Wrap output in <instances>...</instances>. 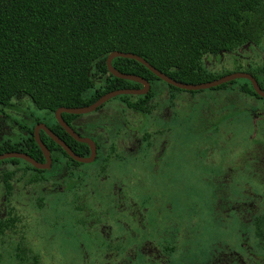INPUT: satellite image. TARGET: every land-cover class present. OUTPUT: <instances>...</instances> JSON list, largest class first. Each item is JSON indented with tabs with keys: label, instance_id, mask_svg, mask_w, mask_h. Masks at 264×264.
Here are the masks:
<instances>
[{
	"label": "trees",
	"instance_id": "obj_1",
	"mask_svg": "<svg viewBox=\"0 0 264 264\" xmlns=\"http://www.w3.org/2000/svg\"><path fill=\"white\" fill-rule=\"evenodd\" d=\"M260 43L264 44V0H0V115L20 97H27L43 113L36 116L33 109L29 121L19 122L21 135L0 143V154L19 152L43 162L33 136L34 126L43 123L75 154L88 156V146L72 139L53 114L61 107H87L114 90L141 88L138 83L108 73L105 61L114 51L137 55L178 82L200 84L229 74L207 72L202 65L203 57ZM112 66L149 82L150 90L145 95L115 97L144 117L152 113V102L164 87L159 83L172 91H184L166 84L135 60L117 57L112 60ZM246 73L255 78L264 92V52L261 67ZM98 78L104 79L102 89L88 94ZM230 83L214 89L225 88ZM239 91L264 102L249 81ZM50 115L52 118H48ZM82 117L62 114L63 120L80 136V131L88 130L87 126L76 124ZM40 139L51 153L50 170H36L20 159L0 161V168L4 165L11 168L1 171L7 209L5 218L0 219V239L6 232H14L17 223L14 209L9 205L15 173L21 172L22 176L31 173L26 180L28 185L39 184L48 175L60 173L66 180L67 192L73 191L82 176L89 173L87 165L73 161L42 131ZM103 158L100 148L96 161ZM77 167L82 171L76 172ZM257 182L263 186L264 178ZM233 186L229 190H235ZM256 191L264 192V188L258 187ZM262 223L261 219L255 222V234L264 239ZM248 224L244 223L246 227ZM197 229L200 235L199 225ZM248 239L244 244L252 245L251 238ZM244 244H240L242 252L234 256L245 254ZM23 258L19 264L29 262ZM226 258L230 259L231 255ZM37 262L35 256L31 257V264Z\"/></svg>",
	"mask_w": 264,
	"mask_h": 264
},
{
	"label": "rangeland",
	"instance_id": "obj_2",
	"mask_svg": "<svg viewBox=\"0 0 264 264\" xmlns=\"http://www.w3.org/2000/svg\"><path fill=\"white\" fill-rule=\"evenodd\" d=\"M263 52V43L245 46L231 53L205 56L202 59V65L207 72L218 75L254 71L260 68L263 63ZM159 84L166 87L163 83ZM245 84H248V80L236 79L222 89L212 88L195 91L194 93L187 91L163 92L157 99L159 105V109L155 114L157 118L160 115L169 118L171 110L177 107L179 109H175L176 111L180 112L181 109L183 113L187 112L188 109L184 104L190 98V117L193 112L197 115L204 113L206 116L207 112L211 111V113L214 112V115H216L215 118L221 117L223 119L231 118L236 120L235 124L230 126V128L225 125L219 135H213L209 146L205 141V136L200 138L201 131L198 133L184 131L177 137L176 149L182 150L186 157L184 158L183 154L177 156L174 166V187L166 190L172 200L171 211L173 213L175 210L176 216H180L181 205L186 198L188 203L182 214L189 216L192 221L191 213L193 212V207H197L199 211L196 217L201 222V232L197 238V245L194 247H190L191 245L187 244V228L181 230V234L177 238L179 244L176 247V253L178 254L180 250V255L177 256V261L180 262L177 264H218L215 261L213 251H216L219 256H232L235 253L242 252L240 244H244L248 239L245 227L240 225L243 221L229 219L224 217L223 214H213V200L215 199L213 192L216 190L225 191L231 187L235 175L234 171L238 169L240 161L243 160V165H248L243 153L252 147L256 141V139H251V133H253L255 128H258L260 120L254 128L253 106L249 102L255 100L239 91V87ZM103 85L104 79L98 78L93 89L88 94H93L96 89H102ZM172 94L176 95L175 98H173ZM116 101L117 99H111L106 106ZM255 103L260 104L259 101H255ZM33 109L36 116L40 117L43 114L34 108L33 103L27 97H20L14 100L11 107L4 109L5 114L0 115V143L5 140H14V138L21 135V129L18 124L19 122L29 121V115L34 112ZM160 111L161 113L159 114ZM92 115L94 114L83 115L82 118L84 119H81L80 122H86L85 118ZM108 116H111L115 121H126L133 126L140 122L132 112L124 111L120 108L112 111L108 110ZM48 118H52V116L50 115ZM204 121L206 123L207 118H202L201 122ZM25 125L30 124L27 123ZM198 125L201 128L203 126L200 123ZM80 134L84 137L91 136L88 130L80 131ZM139 138L137 137L135 140ZM193 138L196 141L192 144L191 140ZM222 138L224 144L221 146ZM117 145L120 146L121 150L127 149V143L124 146L121 141H118ZM159 146L160 144H158ZM156 153L157 151L154 149H150L146 153L138 151L136 156L141 160H131L129 164L151 163L154 159L156 160ZM173 161V156H168L165 159V166H170ZM220 162L222 166L228 165L220 169ZM4 169L11 168L8 165L0 168V219L5 218L7 209L1 173ZM249 174L244 175L246 179L238 180L241 182L247 180L246 183L251 182V172ZM168 176H171V174ZM27 178L28 176L21 177V172H17L11 181L12 191L9 205L14 209L17 223L14 232H6L0 239V264H19V259L23 257L25 261L27 258L29 259L26 264H31V257L33 256L37 258V264H128L120 258L115 261L108 260V258L112 257L109 254L107 259L101 260L97 256L98 253L94 252V249L90 252L89 249L85 248L87 240H84V238H79L81 243H85L83 246L80 244L81 247H79V244L75 242L78 238L70 230L72 228L75 231L76 227L72 216L67 208L59 207L58 201H56L58 196L64 197L61 194L63 184L48 182L44 185L32 187L26 185ZM148 181H151V177H149ZM85 183L83 193L79 196L78 202L82 200L84 195L87 198L89 196L91 198L93 191H97L106 197L108 192L114 194L118 193L119 190L118 181L111 184L109 189H104L98 186L100 184L97 185L93 181L85 180ZM257 186L260 189L264 188V185L262 186L256 181L251 182L252 189H258ZM55 194L58 196L53 197L52 195ZM251 195L254 196L253 193ZM110 196L112 197V195ZM70 197L74 198V202L78 200L76 195H71ZM40 198L42 201H39ZM245 200L248 201L247 198ZM100 201V198H96L94 205L97 206ZM114 203L115 206H120L118 198H116ZM131 212L129 211L128 215ZM255 214L257 215L256 219L260 218L263 221L261 231L264 235V215L261 216L259 209H257ZM93 222L95 221H91L89 224H93ZM104 223L105 219L100 224L98 223L99 226L97 225V232L103 238L107 236L109 230L108 225ZM259 239L264 243L262 237H259ZM189 247L192 251L186 255L185 253ZM245 248H248V246L245 245ZM145 251L146 253L147 251L151 252L155 257L157 256L155 249H151L150 246L146 247ZM128 254L132 257V250H129ZM248 254L250 255L249 258L245 254L242 257L236 255L234 261L239 264H246L247 262L264 264V252L256 251L251 245V253ZM251 254L255 255V259H250L254 258L251 257ZM82 255L85 256L83 260L81 258ZM135 261H138V258ZM222 262H225V260H222ZM146 264L158 263L147 261Z\"/></svg>",
	"mask_w": 264,
	"mask_h": 264
},
{
	"label": "flooded vegetation",
	"instance_id": "obj_3",
	"mask_svg": "<svg viewBox=\"0 0 264 264\" xmlns=\"http://www.w3.org/2000/svg\"><path fill=\"white\" fill-rule=\"evenodd\" d=\"M163 92L175 93V91L162 87L152 102L151 106L153 110L148 117H144L142 114L126 108L119 101L103 107L111 100L110 99L97 107L94 111L88 113H93L94 115L85 118L86 122H80L81 119L76 122L77 126L80 124L87 126L91 136L94 137L80 136L75 130H73L80 137L89 138L93 142L95 147V157L89 163L77 162L71 158L73 161L85 166L87 165V168H89L88 175L82 176L83 178L80 180L81 183L78 184L73 191L67 192L65 190L66 180L61 178L60 173L52 174L51 176L48 175L47 180L39 184L28 185L25 182L27 186L32 187L44 185L48 182H51L52 184H63L61 194L64 197H59L57 194L52 196H58L56 201H58L59 207L61 206L67 208L70 212L74 225L76 226L75 231L72 229L71 232L75 234L76 238H78L75 241L79 244L78 246L81 247L85 245V243H81L79 241V238H84V240H87L85 248L89 249L90 252L94 249V252L96 251L98 253L97 256L101 260L107 259V255L109 254V256L112 257L108 258V260L115 261L117 258H120L128 264H146L147 261L157 262L158 264H177L180 262L177 261V256L180 255V250L178 254L176 253V247L179 244V240H177V238L180 236L181 230L184 228H187L188 230L187 244L189 246L191 245L190 247L197 245V238L199 237V231L197 229L198 225L201 229V222L198 221L196 217L199 211L198 208L193 207L191 221L189 216L182 214L188 203V199L185 198V202L181 205V212L179 213L180 216L177 217L175 210L173 213L171 211L172 200L170 195L166 192L168 188L170 189L171 187H174V166L177 156H181L183 154L184 158L186 157L182 150L176 149L177 137L184 131L195 133L201 131L200 138L205 136V141L209 146L210 139H213V135H219L221 131H223L225 125H228L230 128V126L235 124L236 120H232L231 118L223 119L221 117L215 118L216 115H214V112L211 113V111H208L206 116L204 113L202 115H197L193 112V115L190 117V98H188L189 100L187 103L184 102L185 107L188 109L187 112L183 113L181 109L180 112H178L175 110L178 108L177 107L171 110L169 118L162 115L157 118L155 116L156 111L159 109L157 99ZM173 96V98H175L176 95ZM251 98L255 101H259L255 97ZM112 99H115V97ZM255 101L249 102V104L253 106L252 114L255 118L254 128L259 120L260 124L258 128H253L254 131L251 133V139H256V141L253 143L252 147L243 153L244 159L248 161V165H243V160H241L240 162L242 164L240 163L238 169L234 171L235 175L232 185H234L233 187L235 190L227 189L225 191L216 190L213 192L215 196V199L213 200V214H223L224 217H231L235 221H243L240 225L245 227L249 236L248 238H251L253 248L256 251L259 250V252H264V245L255 234V222L260 219H256L257 215L255 212L259 209L261 211V216L264 215L262 214L264 213V192H258L251 187V182H257L261 178H264V102L259 101L260 104H257ZM117 108L132 112L140 122L133 126L126 121H115L111 118V116H108V110L112 111ZM160 113L161 111L159 114ZM202 118H207L206 123L205 121L201 122ZM198 123L203 125L202 128L199 127ZM39 124L43 123H37L35 128ZM41 131L42 130H40V132ZM137 137L140 138L135 140ZM223 138L221 146L224 144ZM118 141H121L124 146L125 143H127V149L121 150L120 146L117 145ZM195 141L196 139L193 138L191 143L193 144ZM98 143L99 146L97 145ZM158 144H160L159 147ZM87 146L89 148V154L88 156L82 158H88L91 155V149L89 145ZM100 148L104 152L103 160H105V162L103 163V160L100 162L96 161ZM150 149L157 151V155L155 156L156 160L154 159L153 161L154 163L150 161L151 163L148 162L146 164H143L142 162H139L136 165L129 164L131 160H141L136 156L138 151L146 153ZM170 155L173 156L174 161L170 166H165V159ZM38 163L45 164V158L43 162ZM219 165L220 169H223L228 164L226 166H222L220 162ZM12 168L14 169L15 166H12ZM33 168L41 171L50 170L52 168V158L48 169ZM80 171H82V168L77 167L76 172ZM250 172L251 182L246 183L247 180L242 182L238 180L246 179L244 178V175H250ZM30 174L28 173L26 176L29 178ZM170 174L171 176H168ZM15 175L13 176V179ZM21 177L24 176L21 175ZM149 177H151V181H148ZM85 180L93 181L97 185L100 184L98 186H101L104 189H109L111 184L118 181V193L113 194L108 192L105 197V195H101L99 192L93 191L91 198L90 196L87 198L84 195L81 200L82 202H78L80 199L79 196L82 195L83 188L86 184ZM251 193H253L254 196H252ZM71 195H76L78 200L74 202V198L72 199L70 197ZM110 195H112V197ZM96 198L101 199L97 206L94 205L96 203ZM116 198L120 200V206H115L114 201ZM245 198H247L248 201L245 200ZM39 201H42V199L40 198ZM129 211H132L130 215H128ZM83 214L85 215L84 217ZM138 215L141 216V218H139ZM104 219V224H107L109 229L105 238L97 232L98 223L100 224L101 221H104ZM91 221L95 222H93V224H89ZM245 222L249 223L247 227L244 225ZM91 227L92 229L90 230ZM80 244L82 245L80 246ZM245 245L248 246V248H245L244 252L249 258L250 255L248 253H251V245L246 243L243 247H245ZM148 246H150L151 249H155L157 254L156 257L149 251L146 253L145 249ZM190 247L186 251V255L192 251L190 250ZM129 250H132L133 252L132 257L128 254ZM213 254L215 261L218 264H239L234 261V255H232L230 259H225V257L219 256L216 251H213ZM251 257L254 258L250 259H255V255L251 254ZM81 258L83 260L85 256L82 255ZM134 258H138V261H135ZM222 260H225V262H222Z\"/></svg>",
	"mask_w": 264,
	"mask_h": 264
},
{
	"label": "water",
	"instance_id": "obj_4",
	"mask_svg": "<svg viewBox=\"0 0 264 264\" xmlns=\"http://www.w3.org/2000/svg\"><path fill=\"white\" fill-rule=\"evenodd\" d=\"M117 57L132 59V60H135V61L141 63L148 70H150L157 78H159L160 80H162L166 84L171 85V86H173L177 89H180V90L199 91V90L215 88V87L221 86L225 83H228V82L236 80V79H246L251 83L255 93L258 96L264 98V92L258 86L255 78L252 75H250L249 73L236 72V73H231V74L225 75L219 79L209 81L206 83L186 84V83L178 82V81L168 77L167 75L163 74L162 72H160L157 69H155L154 67H152L146 60H144L143 58H141L137 55H134L131 53H123V52L114 51L107 56L106 61H105L108 73L115 78H119V79L138 83L142 86V88L141 89L114 90V91H111V92L104 94L96 102H94L93 104H91L87 107H76V108L61 107V108H58L54 112V118H55L56 122L73 139H75L77 142L85 143V144L89 145V147L91 149L90 157L82 158V157L77 156L70 149V147L63 140H61L57 135H55L49 128H47L44 124H39L34 129V140L37 143L38 147L40 148L41 152L43 153V156H44L45 161H46L45 164H40L37 161H35L33 158L29 157L28 155L23 154V153H19V152H8V153L0 154V161L5 160V159L17 158V159H22V160L28 162L29 164H31L33 167H35L37 169H48L50 167V164H51V157H50L49 150L43 144V142L41 141V139L39 137V132H40V130H42L49 138H51L56 144H58L67 153V155L70 158H72L73 160H75L77 162H81V163L91 162L95 157V147H94L93 142L89 138H83V137H80L78 134H76L73 131V129H71L64 122V120L62 118V114L63 113L72 114V115L88 114V113L94 111L97 107H99L103 103L107 102L108 100H110L114 97L121 96V95H145L150 89V84L145 79H143L139 76H136V75L121 73V72L117 71L115 68H113L112 60L117 58Z\"/></svg>",
	"mask_w": 264,
	"mask_h": 264
}]
</instances>
